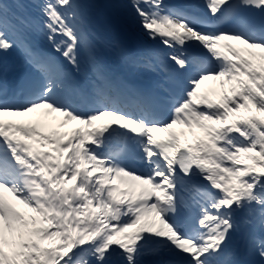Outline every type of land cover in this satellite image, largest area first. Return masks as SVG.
I'll return each mask as SVG.
<instances>
[{
    "label": "snow or ice",
    "instance_id": "obj_1",
    "mask_svg": "<svg viewBox=\"0 0 264 264\" xmlns=\"http://www.w3.org/2000/svg\"><path fill=\"white\" fill-rule=\"evenodd\" d=\"M130 7L144 87L79 0H0V264H264V0Z\"/></svg>",
    "mask_w": 264,
    "mask_h": 264
},
{
    "label": "bare ground",
    "instance_id": "obj_2",
    "mask_svg": "<svg viewBox=\"0 0 264 264\" xmlns=\"http://www.w3.org/2000/svg\"><path fill=\"white\" fill-rule=\"evenodd\" d=\"M99 10H102V11H98L97 13H99V14H105L106 12L105 11H103L104 10V8L103 7H99ZM84 15V14H83ZM97 20H98V22H99V25H101L104 29H105V31L106 30H110V32H112V33H118V31L116 30V28L113 26V24L111 25L107 20H105V19H103V17H101V16H97ZM110 21L112 22V21H116V22H118V20L116 19V18H113V19H110ZM62 131H70L71 130V128L70 127H68V129H67V127L66 128H64V129H61Z\"/></svg>",
    "mask_w": 264,
    "mask_h": 264
},
{
    "label": "rangeland",
    "instance_id": "obj_3",
    "mask_svg": "<svg viewBox=\"0 0 264 264\" xmlns=\"http://www.w3.org/2000/svg\"><path fill=\"white\" fill-rule=\"evenodd\" d=\"M83 1H85V0H79V3L83 4Z\"/></svg>",
    "mask_w": 264,
    "mask_h": 264
}]
</instances>
